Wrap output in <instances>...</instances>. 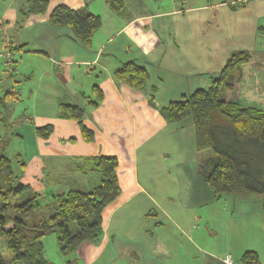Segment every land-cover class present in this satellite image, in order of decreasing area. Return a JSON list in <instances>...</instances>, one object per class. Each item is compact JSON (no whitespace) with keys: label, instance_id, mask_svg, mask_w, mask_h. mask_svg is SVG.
Segmentation results:
<instances>
[{"label":"rangeland","instance_id":"obj_1","mask_svg":"<svg viewBox=\"0 0 264 264\" xmlns=\"http://www.w3.org/2000/svg\"><path fill=\"white\" fill-rule=\"evenodd\" d=\"M8 1L10 0H0L2 3ZM57 1L68 0H50L46 12L51 13L57 5ZM69 1L74 5V8L86 7L101 17L102 24L96 31L93 45L90 48L83 47L76 40L69 27L56 28L50 25L48 21L46 22L48 30L44 32L46 26L35 25L38 29L34 25L31 27L27 22L29 17L24 15H19L17 27L7 32L11 37V45L6 44L4 33L0 32V97L8 91L18 92L17 98L12 104L10 103L7 108L3 109L4 115L9 114L7 123L1 122L2 125L0 126V134L7 136L8 139L4 153L13 159L14 170L21 176L22 182L26 183L25 178L29 173L34 172V178H36L40 172L38 178L42 175L40 180L43 184L40 193L45 199H49V195L53 192H60L56 189H64V187H67L66 190L73 187L91 190L99 184L100 180L99 175L91 170L89 164L84 163L79 156L71 158L58 152L63 151L67 145L54 144L52 141H47L46 138L41 139L37 136L35 128L44 124L41 122L42 120L38 123V118L42 117L41 115L49 116L56 122L59 118L54 115L57 109H54L53 101L45 104L42 100V93L36 88V85L42 86L41 75L38 79V74L32 77L31 73L42 70V60H58L60 62L62 60L61 53L64 52L72 53L75 56L77 54L76 57L85 58L86 56L87 59L91 60L93 57L90 55L96 54L98 49L96 47L98 36L112 35L122 27L126 20L125 17H127H119L113 14L108 8V4L103 0ZM127 1L129 4L132 2V0ZM144 1L153 11L154 16H157L154 19L157 23L155 25L166 41V45L160 48L158 52L153 53V56L157 57H154L153 60H172L171 63L168 62V65L164 62L165 65L160 67H148L154 71L148 70L152 81L148 83L147 88L154 91L156 103L154 104L159 113L161 107L172 100L180 99L183 93H191L198 87H208L211 78L219 75L227 58L241 50H248L255 61L248 64L250 72L248 80L245 81L246 84H237L236 96L243 103L254 104V106L264 109V1L262 3L251 2L246 7H238L237 10L231 9L228 5L233 0ZM17 3L19 5L18 12H20L24 0ZM176 10L179 12L175 13ZM134 11V8L130 9V12ZM39 29H41V33L38 32ZM63 30L71 32L69 39L60 38L62 44L57 43V49L53 51V45L51 46L48 39L52 37L51 34L55 31L62 32ZM21 38L26 40L28 44L17 48L15 43L21 41ZM71 38H74L77 47L86 50L88 55L80 50H77L75 54L74 43ZM116 43L122 47L125 41H123V37H119ZM130 48L132 53L128 51L129 47L124 46L123 51L114 54L111 60L119 62V60L128 59L126 58L128 55V57H136L139 60L145 59L142 57V50L138 49L139 47L136 48L135 43H132ZM7 52L11 53H8L7 56L5 55ZM46 63L49 64V61ZM111 69H115L114 66ZM87 70V67L82 66L77 71V74L80 75L79 81L84 88L82 94L77 93L72 98L69 95L70 92L66 90L61 92V95L66 97L63 99H68L67 95H69L72 99L70 101L80 103L85 108V116L88 115L89 117V114L95 110L90 103L91 98H96L92 86L104 83L108 79L110 70H104L99 66H96L92 72ZM77 74L76 82L78 81ZM33 83H35V91L33 90ZM65 88L71 89V86L65 85ZM48 89L52 91V88ZM74 97H76L75 100H73ZM114 108L115 106L112 107V110ZM105 109L110 110L111 108L108 106L100 109L99 113H96L99 120L91 119L90 121L99 132L97 135L98 142H100L101 136L104 143L113 144L114 151L120 157L121 170L119 175L123 182L126 181L127 174L135 176L131 173L135 167L132 153L134 147L133 145L129 146L130 143L135 142L138 145V154L148 152L150 155L157 156L166 152L178 151V153L183 152V154L186 152L189 156L186 164L190 165L192 162L194 166L188 170H181L178 179L185 186V189L193 185L203 187L204 182L200 179V162L203 158L210 156L212 150L196 151L195 130L191 118L185 122V126L179 127L180 123L161 121V123L156 124L149 120L141 121L133 115L130 116L127 112H119L123 115L109 113L105 116ZM117 109L119 110V108ZM173 132H177L180 139L176 140L175 137H171L170 133ZM115 134L116 136H113ZM17 154H20V160L25 163V166L16 162L15 156ZM38 154L41 161L38 160ZM192 157L194 159L191 160ZM41 162L42 165L40 166ZM66 166L74 167V169L67 168L68 171H65ZM164 180V177H156L158 185H164ZM188 196L192 195L183 194V197ZM229 196L227 197L228 202H232L233 198L244 201V204L240 202V205L234 210L233 219L236 224L232 235L239 234L244 229L242 231H245L243 233H245L246 240L237 241L235 244L238 245V248L231 244L229 247L231 250L228 252L232 254L234 261L239 259L237 255H239V251H242V247L264 252V219L262 215L264 195L253 193L229 194ZM224 201L225 199L221 200V203ZM243 209H246L247 214L243 212ZM149 216L154 218L152 213ZM75 226L74 224V229ZM218 232L224 233L223 231ZM217 238L219 239L217 242L223 241V235ZM44 249L46 258L53 264H69V260L73 258L71 255H64L60 251L56 233H51L44 238ZM0 253L7 260L12 257L3 236H0Z\"/></svg>","mask_w":264,"mask_h":264},{"label":"crops","instance_id":"obj_2","mask_svg":"<svg viewBox=\"0 0 264 264\" xmlns=\"http://www.w3.org/2000/svg\"><path fill=\"white\" fill-rule=\"evenodd\" d=\"M18 1L20 0H10L7 3L0 2V22H6L1 27L0 32L4 33L5 42L9 45H11V37H9L10 34L7 32L17 27L19 19ZM103 1L106 2V0ZM263 1L251 0L246 6L251 2L262 3ZM126 2L128 1L126 0ZM60 3L68 4L74 8V5L69 0L63 2L57 1L56 4ZM131 5L135 11L132 12L131 16L125 17L126 20L118 31L106 37L98 36V44L96 46L98 49L96 54L90 55L93 57L91 60L87 59L86 56L85 58L76 57L77 50L82 51L86 55L88 54L86 50L78 48L76 40L71 38L74 43L76 56L72 53L64 52L61 53L62 60L60 62L58 60H42V70L31 73L32 77L38 74V79H40L41 75L42 86L36 85V88L42 93L43 102L48 104L53 101L54 109H57L54 115L58 116V122L44 114L38 118V123L41 120L44 123L39 126L46 124L54 126L53 133L46 140L58 145H67L63 151H58L59 153H64L67 157L75 158L77 156L104 154L116 156L119 162L118 179L121 193L115 201L104 209L102 236L96 243L87 241L82 243L73 255V258H76L73 264H229L227 261L228 257L231 258L230 264H242L241 259L244 252L251 249L242 247V251H239V255H237L239 256L237 261H234L232 254L228 251L231 250L229 248L231 244L238 248V245L235 243L240 239L246 240L245 233H243L245 231H242L244 229L239 234L232 235L236 224V221L233 219L234 210L240 205V202L244 204V201L233 198L232 202H228L227 197H230L229 194L214 198L206 183L203 184V187L193 185L185 189V186L178 179L180 171L188 170V168L194 166L192 162H190V165L186 164V161L189 160L186 152L184 154L183 152L178 153V151L174 153L166 152L157 156L150 155L148 152L138 154V145L135 142L129 144V146L133 145L134 147L132 153L135 167L131 173L135 176L127 174V179L123 182L119 175V171L121 170L120 157L114 151L113 144L110 142L104 143L101 136V140L98 142L99 138L97 135L99 132L90 120L96 121L98 115L96 113H99L100 109L108 106L111 109H105V116L109 113L123 115L119 112H127L130 116L133 115L141 121L149 120L156 124L166 121L157 108H155V98L154 105L149 102L148 97L154 96V91L149 90L147 87L140 90L130 87L125 83H118L113 77L114 71L126 60L134 59L147 67L148 70L150 69L148 67H160L165 64L168 65V62L171 63L172 61L153 60L156 57L153 56V53L158 52L160 48L166 45L164 36L155 25L157 23L154 19L157 16H154L155 14L144 0H132ZM261 7L263 6L261 5ZM178 12L176 10L175 13ZM49 13L30 15L27 22L31 27L34 25L36 29L38 28L35 25L46 26L45 32L48 30L46 22H48ZM65 27L67 26L56 28L63 29ZM38 32L41 33V29ZM70 34L69 30H63L62 32L55 31L51 34L52 37L48 39V42L51 46L53 45V51H56L57 43L62 44L60 38H68ZM119 37H123V41H125L124 46L129 47L128 51L130 52L132 50L130 48L132 43H135V47H139L138 49L142 50V57L145 59L139 60L136 57H128V55L126 56L128 59L119 60V62L111 60L114 54H119L120 51H123L124 46L120 47L116 43ZM20 40H17L16 46L28 44L26 40H22V38ZM93 41L90 47H92ZM83 47L86 46L83 45ZM8 53L11 52H7L5 55ZM47 61H49V64L46 63ZM82 66L87 67V71L90 72L96 66L104 70H110L108 79L104 83L97 84L104 93V99L97 106H94L95 110L89 114V117L88 115L85 116L83 120L84 124L94 131L95 138L92 142H85L82 139L80 125L76 120L60 117L62 104L71 103L80 105V103L70 101L72 99L69 95L72 97L77 93L82 94V91L84 92L83 85L79 81L80 75L77 74V71ZM91 66L94 67L92 68ZM113 66L115 69H111ZM150 70L154 71V69ZM76 74L78 77L77 82ZM247 80L248 77L245 78V81ZM150 81H152L151 76ZM65 85H70L71 89H66ZM48 88H52V91ZM33 90L35 91V83H33ZM66 90L70 94L67 95L68 99H63L66 97H62L61 92ZM15 92L18 95V92ZM114 106L115 108L112 110ZM170 134L176 140L180 139L177 132ZM113 136H116V134ZM38 157V160L41 161L39 154ZM67 168L68 166L64 170L68 171ZM32 173L26 176V183L40 192L43 189V184L40 180L42 175L38 178L39 172L36 178H34V172ZM156 177H164V185H158ZM66 188L56 190L62 192ZM183 194H191L192 196L183 197ZM223 199L225 201L221 203ZM262 208L264 219V207L262 206ZM243 210L247 214L246 209ZM151 213L154 218H150L149 215ZM221 222L223 224L220 225ZM218 231H223L224 233L222 234ZM222 235L224 243L223 241L217 242L219 240L217 237ZM253 251L258 253L260 264H264V252H260L257 249ZM50 264L53 263L50 262Z\"/></svg>","mask_w":264,"mask_h":264},{"label":"trees","instance_id":"obj_3","mask_svg":"<svg viewBox=\"0 0 264 264\" xmlns=\"http://www.w3.org/2000/svg\"><path fill=\"white\" fill-rule=\"evenodd\" d=\"M49 1L24 0L18 14L42 15ZM250 1L234 0L228 5L237 10ZM106 2L113 13L124 17L132 15L130 9L133 7L126 0ZM48 21L54 27H69L76 40L86 47L91 46L102 24L100 15L86 7L73 8L65 3L52 9ZM4 23L0 22V28ZM23 45L26 44L16 47ZM254 61L248 50L235 52L227 58L219 75L211 78L208 87H198L160 108L163 118L169 123H180L179 127L185 126L191 118L196 151L212 150L210 156L201 160L200 173L214 198L224 194L264 195V109L243 103L236 96L237 84L245 85L250 72L248 64ZM113 77L118 83L140 90L150 81L148 69L134 59L121 63ZM92 90L96 98H91L90 103L97 106L104 99V93L97 84ZM16 98L15 91L0 97L1 122L7 123L9 114L4 115L3 109ZM148 98L154 105V96ZM84 109L79 104L65 103L61 105L60 117L76 120L82 139L92 142L95 134L83 122ZM35 129L39 137L48 139L54 126L46 124ZM7 145V136L0 135V236L5 237L12 253L8 260L0 253V264H50L45 256L44 238L51 233H56L60 251L72 257L82 243L98 242L103 233L104 209L121 193L118 158L104 154L79 157L99 175V184L91 190L73 187L53 192L45 199L30 184L21 181L14 170L13 159L4 153ZM15 160L25 166L20 154ZM75 260L72 258L69 263ZM241 262L260 264L259 255L253 250L246 251Z\"/></svg>","mask_w":264,"mask_h":264},{"label":"built area","instance_id":"obj_4","mask_svg":"<svg viewBox=\"0 0 264 264\" xmlns=\"http://www.w3.org/2000/svg\"><path fill=\"white\" fill-rule=\"evenodd\" d=\"M227 261H228V263L230 264V263H231V258L228 257Z\"/></svg>","mask_w":264,"mask_h":264}]
</instances>
